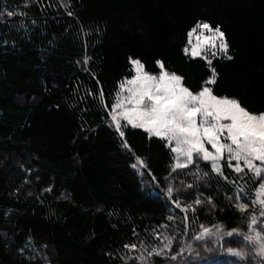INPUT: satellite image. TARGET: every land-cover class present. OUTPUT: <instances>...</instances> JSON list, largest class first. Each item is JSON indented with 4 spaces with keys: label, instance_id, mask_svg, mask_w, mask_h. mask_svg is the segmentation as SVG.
Segmentation results:
<instances>
[{
    "label": "trees",
    "instance_id": "obj_1",
    "mask_svg": "<svg viewBox=\"0 0 264 264\" xmlns=\"http://www.w3.org/2000/svg\"><path fill=\"white\" fill-rule=\"evenodd\" d=\"M5 7L15 14L0 15V264H204L209 255L213 264L264 262L243 239L253 234V211L264 220L252 204L255 191L242 198L244 213L235 207L241 189L249 197L251 173L229 171L225 181L202 161L200 173L193 166L172 172L164 142L130 126L126 150L96 95L102 87L114 102L129 57L153 74L160 59L197 88L207 64L183 47L187 30L207 21L221 26L234 57L213 61L215 92L264 110V0H0ZM136 156L147 168L132 167ZM169 183L173 199L177 189L189 193L179 200L197 210L187 221L166 202ZM200 225L237 231L218 243L197 240ZM164 237L171 250L148 257ZM133 243L135 250L124 248Z\"/></svg>",
    "mask_w": 264,
    "mask_h": 264
},
{
    "label": "snow or ice",
    "instance_id": "obj_2",
    "mask_svg": "<svg viewBox=\"0 0 264 264\" xmlns=\"http://www.w3.org/2000/svg\"><path fill=\"white\" fill-rule=\"evenodd\" d=\"M3 12L8 16L15 14L7 7L0 11V15ZM67 14L71 16L72 12L68 11ZM229 47L227 36L220 25L214 26L207 21H197L187 30L186 43L183 47L186 56L199 57L207 64L210 74L197 88H193L183 75L169 71L165 62L160 59L155 60L158 72L153 74L145 70V64L140 58L129 57L131 72L119 82L114 102L109 106L102 87L96 95L100 98L101 106L107 110V116L110 117L109 126H114L115 132L121 138L122 147L126 150L132 151L124 131L130 126L132 129L143 130L150 140L157 138L164 142V146L174 154L175 163L172 165V172L193 166L200 173L202 161L205 167L210 166L211 172L225 181L229 180L226 174L229 171L241 178L251 173L252 176L246 181L250 184L247 190L249 197H244V189H241L235 195L237 202L235 207L244 213L249 204L242 202V198H250L254 190L256 198L252 200V204L260 206V217H264V110H250L238 98L215 92L219 73L213 61L216 60L219 64L222 59L232 60L234 57L229 54ZM209 53L212 58H209ZM84 63L87 64V59ZM96 80L99 83L98 78ZM88 95L93 96V93L89 91ZM132 167L143 169L147 168V165L144 159L136 156V163ZM26 171L29 174L32 172L31 169ZM202 175L207 177L208 172H202ZM152 179L155 180L156 177L152 176ZM252 186H255L254 189ZM187 187L190 189L192 185L189 184ZM51 190V188L47 189V191ZM188 194L177 189L176 198L173 199V186L169 183L167 187L166 202L184 213L185 221L188 219L189 209L194 214L197 211L191 204L184 206L180 204V198ZM201 203V197L198 195L194 204ZM208 203H212V197H208ZM167 219L172 220L173 217L169 216ZM262 225L264 220L258 223L253 211L247 227L254 235L246 234L243 237L245 241L251 242L253 247H256L259 256H264ZM158 227H167V225L162 224ZM256 228H261V231H257ZM236 231L231 229L224 232L216 226L200 225V231L194 238L202 240L211 237L218 243L222 237H232ZM154 235L156 239L161 238L158 232ZM164 240L167 243L163 244V248L159 250L153 248L148 251V257L161 256L165 248L171 250V238L164 237ZM124 248L135 250L137 245L125 244ZM228 252L237 257L243 256L241 251L232 248H228ZM172 259L176 257L173 256ZM213 261L214 257L209 255L204 264H213Z\"/></svg>",
    "mask_w": 264,
    "mask_h": 264
},
{
    "label": "rangeland",
    "instance_id": "obj_3",
    "mask_svg": "<svg viewBox=\"0 0 264 264\" xmlns=\"http://www.w3.org/2000/svg\"><path fill=\"white\" fill-rule=\"evenodd\" d=\"M209 58H212L211 57V55H210V53H209ZM114 127V126H113ZM210 147V146H209ZM257 163H259V162H257ZM253 235H254V233H253ZM233 250H235V251H240L239 249H233ZM228 251V249L226 250V252Z\"/></svg>",
    "mask_w": 264,
    "mask_h": 264
}]
</instances>
